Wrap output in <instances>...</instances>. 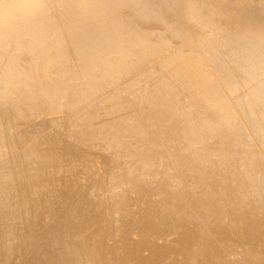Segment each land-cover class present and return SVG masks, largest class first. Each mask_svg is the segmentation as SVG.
<instances>
[{
	"label": "bare ground",
	"instance_id": "6f19581e",
	"mask_svg": "<svg viewBox=\"0 0 264 264\" xmlns=\"http://www.w3.org/2000/svg\"><path fill=\"white\" fill-rule=\"evenodd\" d=\"M104 263L264 264V0H0V264Z\"/></svg>",
	"mask_w": 264,
	"mask_h": 264
},
{
	"label": "rangeland",
	"instance_id": "374dc122",
	"mask_svg": "<svg viewBox=\"0 0 264 264\" xmlns=\"http://www.w3.org/2000/svg\"><path fill=\"white\" fill-rule=\"evenodd\" d=\"M256 138L258 139L257 136H253V137L250 139V142H253ZM213 182H214V180L212 179V181H211V179H210V181H209V183H211L210 186L213 184ZM160 184L166 186L167 181H165V180H164V181H161ZM107 186H108V185H107ZM107 186L105 187V189H107V188L109 189V188H110V187H107ZM126 187H127V186L125 185V183H121V186H120V187L118 186L117 189L120 190L119 192H121V191L124 190V193H125V192L127 191V188H126ZM125 188H126V189H125ZM230 189H232L231 186L229 187V190H230ZM101 190H103V187L101 188ZM227 191H228V189H227ZM124 193H123V194H124ZM181 198H182V197H181ZM200 199H201L200 197H199V198H195L194 201H197V202H198V201H200ZM218 201H219V200L214 199V200L211 201V203H217ZM253 207H254V205L250 206V207H249V210H251ZM186 229H187V228H186ZM77 247H80V245L78 244ZM104 264H106V263H104Z\"/></svg>",
	"mask_w": 264,
	"mask_h": 264
}]
</instances>
